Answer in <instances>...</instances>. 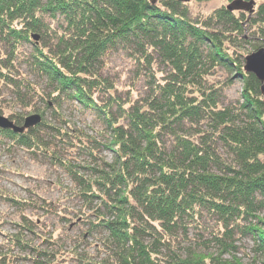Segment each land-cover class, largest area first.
I'll return each instance as SVG.
<instances>
[{
    "label": "trees",
    "instance_id": "1",
    "mask_svg": "<svg viewBox=\"0 0 264 264\" xmlns=\"http://www.w3.org/2000/svg\"><path fill=\"white\" fill-rule=\"evenodd\" d=\"M186 2L0 0V94L8 88L13 103L41 115L19 132L0 127V139L53 157L70 174L74 193L96 203L94 218L82 220L89 232L106 233L102 242L111 251L99 260L73 251L83 264H241L222 259L221 251L180 247L204 219L223 251L235 235L264 248L258 215L264 210V95L260 80L244 69L242 51L246 42L251 49L264 45V0L249 16L220 5L192 17ZM116 49L141 71L143 94L122 97L103 74L105 55ZM235 80L240 91L225 100ZM66 101L93 112L108 131L99 144L72 135L68 143L91 160L83 165L57 157L43 136L71 135L43 117L50 107L62 118ZM8 117L21 124L24 114L11 109ZM100 144L112 151L110 161L98 154ZM33 248V264H64L58 253ZM12 258L1 253L0 264H17Z\"/></svg>",
    "mask_w": 264,
    "mask_h": 264
},
{
    "label": "rangeland",
    "instance_id": "2",
    "mask_svg": "<svg viewBox=\"0 0 264 264\" xmlns=\"http://www.w3.org/2000/svg\"><path fill=\"white\" fill-rule=\"evenodd\" d=\"M229 1L188 0L186 3L192 17H205L213 9L226 5ZM259 1L254 0L253 8ZM244 10L249 16L251 11ZM243 35L247 37L250 33L245 30ZM249 41L252 39L249 38ZM24 48L29 49V46L26 44ZM248 50L253 49L250 43L246 42L242 51L246 54ZM21 69L33 83L44 87L41 79L26 65H22ZM102 70L103 74L113 81L117 93L122 97L129 94L135 97L144 93L145 81L142 76L139 78L141 71L136 69L135 62L121 49L112 50L105 55ZM240 88L241 82L235 80L225 89L224 99L235 98ZM13 102L14 98L10 95V91L4 88L0 94L2 107L0 113L8 116L11 109L23 112L24 115L36 112L22 110L21 106ZM37 105L42 107L44 103L37 102ZM60 113L62 118L58 119V114L53 117L51 108L48 107L43 117L71 135H60L57 132L43 133L49 146L48 150L57 157L67 158L73 164L83 165L90 162L89 156L83 151L79 152L77 146L69 144L72 135L79 133L83 138L99 144L97 141H104L105 133L108 131L93 112L82 108L74 101L63 102ZM8 143V138L0 139V254L12 255L13 263L17 264H33L32 257L36 255L33 247L58 253L57 257H64L60 260L64 264H83L73 258L74 252L86 254L93 260L107 256L111 250L102 242L106 233L102 230L89 232L88 223L82 220V218H94L92 216L94 206L92 208V205L96 203L93 202L89 206L77 193H74L70 174L53 157L29 151L24 146ZM98 148V154L104 160L112 159L113 153L109 148L101 144ZM75 168L80 172L86 171L82 167ZM17 199L24 200L26 203H20ZM258 215L262 220V223L259 222L262 227L264 210ZM26 223L29 228L24 227ZM211 223V220L204 219L203 228H190L187 239L180 247L185 249L190 245L195 250L209 252L213 255L221 251L222 259L229 260L235 257L241 264H264V248L257 250L254 240L249 235H235L232 240L233 247L221 250V246L212 239ZM7 234L20 237L25 244L16 241L12 243Z\"/></svg>",
    "mask_w": 264,
    "mask_h": 264
},
{
    "label": "water",
    "instance_id": "3",
    "mask_svg": "<svg viewBox=\"0 0 264 264\" xmlns=\"http://www.w3.org/2000/svg\"><path fill=\"white\" fill-rule=\"evenodd\" d=\"M188 1V0H182ZM254 0H230L225 6L227 9H253ZM38 41V34L33 33L31 36ZM243 67L245 70L253 72L261 82V92L264 95V45L253 49L244 55ZM41 119L39 112H32L24 115L21 124H16L7 115L0 113V127L11 128L13 131H22L23 129L37 123Z\"/></svg>",
    "mask_w": 264,
    "mask_h": 264
}]
</instances>
